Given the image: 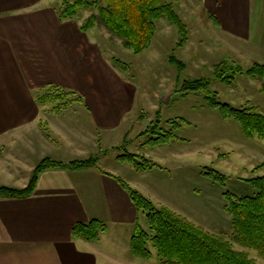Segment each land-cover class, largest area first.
<instances>
[{
	"label": "crops",
	"instance_id": "crops-1",
	"mask_svg": "<svg viewBox=\"0 0 264 264\" xmlns=\"http://www.w3.org/2000/svg\"><path fill=\"white\" fill-rule=\"evenodd\" d=\"M57 1L0 0V159L10 155L28 166L18 180L11 174L0 186H27L45 157L71 161L96 155L104 132L124 129L135 107V83L123 81L109 66L81 21L59 19ZM200 3L235 54L264 60V0ZM47 85L78 91L84 104L57 112L56 101L38 99ZM26 146L36 160L26 159ZM4 170L1 174L10 172ZM108 173L117 175L101 166L49 168L29 196L0 197V264H158L131 253L142 211ZM157 206L177 211L167 203ZM93 219L108 225L100 240L73 237L76 223Z\"/></svg>",
	"mask_w": 264,
	"mask_h": 264
},
{
	"label": "rangeland",
	"instance_id": "rangeland-1",
	"mask_svg": "<svg viewBox=\"0 0 264 264\" xmlns=\"http://www.w3.org/2000/svg\"><path fill=\"white\" fill-rule=\"evenodd\" d=\"M168 1L174 3L189 27V41L182 47L177 46L178 29L164 18L157 21V32L151 46L141 53L126 48L121 39L114 37L101 25L88 32L97 42L101 56L109 66L119 73L123 81L136 85L135 107L123 124L126 131L120 129L112 133L104 132L107 134L102 135L101 143L98 141L101 146L97 154L102 155L109 148L128 140L127 151L141 153L163 168L138 172L128 164H116V156L123 149L112 150L106 157L103 155L99 165L117 174L133 188L139 187L136 184H142L143 188H140L151 196L155 205L167 203L174 206L177 210L175 212L205 230L223 236L233 243L236 250L245 251L259 264H264V258L257 250L233 240L232 219L225 210L226 202L222 196L225 190L246 195L255 193L256 189L245 179L264 174V168L255 171L257 165L264 163V140L258 137L246 138L237 122L223 120L217 109L209 107L205 92L190 93L186 97L174 92L183 80L213 78L215 65L221 61L245 69L254 61L247 55L235 54L226 45L216 29L214 19L200 0ZM92 12L80 9L75 18L82 23ZM170 54H175L186 64L181 73L176 65L169 62ZM211 90L216 93L219 101L229 102L236 107L256 106L264 113V92L258 78L238 74L232 85L214 79ZM164 95H169L168 103L161 101ZM157 113L161 115L164 125L170 118L189 121L190 124L185 123L178 132L186 140L157 147L145 146L147 136L138 135L156 118ZM15 148L17 151L21 149L20 146ZM22 148L27 152L28 161L36 160L32 149L27 146ZM203 166H212L226 174L229 177L226 185L222 186L202 175ZM3 167L4 171L10 172L1 174ZM27 168L26 160L4 155L0 159V183L7 178L12 179L9 177L11 174L18 180ZM144 185L148 192L144 190ZM143 213L140 222L150 231ZM149 247L154 253L153 259L157 260V252L151 242Z\"/></svg>",
	"mask_w": 264,
	"mask_h": 264
},
{
	"label": "trees",
	"instance_id": "trees-1",
	"mask_svg": "<svg viewBox=\"0 0 264 264\" xmlns=\"http://www.w3.org/2000/svg\"><path fill=\"white\" fill-rule=\"evenodd\" d=\"M57 13L61 21L75 19L80 9L92 12L80 25L82 31H90L97 25L105 27L114 37L121 39L123 45L134 53L147 50L157 32V21L168 20L176 26L179 33L177 46L182 47L189 41V27L171 1L163 0H58ZM212 17V16H211ZM169 62L177 66L179 73L186 67L183 60L170 54ZM238 74H246L261 80L264 92V62H254L248 68L230 65L225 60L215 65L213 78H189L177 86L174 92L182 97L190 93L205 92V99L212 109H217L223 120H233L240 125L246 138L258 137L264 140V113L256 106L236 107L229 102L217 100L211 90L213 80L232 85ZM38 95L41 103L54 100L57 112L74 104H84V97L78 91L69 90L58 85H47ZM164 125L159 113L138 136L146 135L144 145L157 147L186 140L179 131L186 124L184 118H170ZM128 140L113 147L110 151L123 149L116 156L122 163L128 164L138 172H147L154 168H163L141 153L127 151ZM109 151V152H110ZM100 155L71 161L43 158L33 170L28 185L24 188L0 186V197H27L36 188L39 175L49 168L80 170L99 166ZM264 163L255 167L263 169ZM109 175H112L108 173ZM201 174L214 182L225 186L228 176L212 166H203ZM128 192L137 210L145 213L150 231L137 222L131 237L130 251L134 256L149 260L154 253L149 247L151 242L157 252L158 264H259L245 251L236 250L233 243L223 236L211 233L191 222L185 216L167 206H157L138 189L130 186L124 179L112 175ZM256 191L252 195L237 194L229 190L222 193L225 210L231 215L233 240L245 247L255 249L264 258V174L245 179ZM143 213V214H144ZM108 230L106 222L93 219L78 222L72 229L75 238L98 241Z\"/></svg>",
	"mask_w": 264,
	"mask_h": 264
},
{
	"label": "water",
	"instance_id": "water-1",
	"mask_svg": "<svg viewBox=\"0 0 264 264\" xmlns=\"http://www.w3.org/2000/svg\"><path fill=\"white\" fill-rule=\"evenodd\" d=\"M168 100H169V95H164L161 97V101H163L165 103H168Z\"/></svg>",
	"mask_w": 264,
	"mask_h": 264
}]
</instances>
